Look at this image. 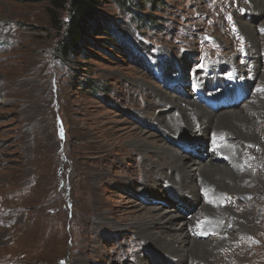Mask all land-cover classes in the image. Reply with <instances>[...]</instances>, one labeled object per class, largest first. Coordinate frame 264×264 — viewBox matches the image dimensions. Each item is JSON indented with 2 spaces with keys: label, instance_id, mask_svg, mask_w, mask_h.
I'll list each match as a JSON object with an SVG mask.
<instances>
[{
  "label": "rangeland",
  "instance_id": "obj_1",
  "mask_svg": "<svg viewBox=\"0 0 264 264\" xmlns=\"http://www.w3.org/2000/svg\"><path fill=\"white\" fill-rule=\"evenodd\" d=\"M132 1L102 2L80 50L65 57L68 0H0V264L196 263L139 233L153 213L174 225L198 219L201 203L189 189L176 193L136 146L206 160L202 135L179 138L159 123L169 110L153 87L217 113L231 104L247 113L248 92L234 84L247 82L252 94L260 82L239 65L252 71L251 26L264 72V10L254 0ZM243 191L217 206L251 220L245 240L228 227L210 264H264V178Z\"/></svg>",
  "mask_w": 264,
  "mask_h": 264
},
{
  "label": "bare ground",
  "instance_id": "obj_2",
  "mask_svg": "<svg viewBox=\"0 0 264 264\" xmlns=\"http://www.w3.org/2000/svg\"><path fill=\"white\" fill-rule=\"evenodd\" d=\"M254 1L256 3L259 1L264 10L262 1ZM245 28L249 29L246 35H253L254 38L253 47L248 48L246 52L247 56L253 57L251 58L253 61L249 62L252 64L251 69L253 72L250 70L244 71L240 65L239 68L241 72L247 73L248 76L252 74L255 81L264 82L260 57L256 55L255 51V48L260 45L261 39L253 31L254 29L251 30V26ZM226 56L232 57V55L224 54V57ZM246 64L247 61L245 60ZM215 69H213L214 74H216ZM202 79L207 81L206 76ZM260 82L256 89L254 88L252 94L247 82L240 83L238 81L237 85L234 84L235 92L237 90L248 92V101L246 100L248 103H244L247 113L244 110L243 112H236V105L233 106L232 104L228 107L225 105L220 106L219 113H217L199 106L194 99H186L182 95L174 98L171 94L161 91V88L153 87V90L164 98L163 103L159 102L163 106L162 108L169 110L164 114L157 115L158 121L164 129L179 138L184 136L186 132L187 134L196 133L197 136L202 135L208 140L210 154H207V158L203 163L189 154L181 153V150V152L170 154L160 148L158 149L156 146H152L150 143H142V140L136 146L144 156L152 155L151 157L156 161L152 170L156 169L157 165L160 175L167 174L169 182L177 185L178 191L176 193L180 194L179 192L189 189L194 194L195 204L201 203L198 209L200 216L198 219L192 216L193 218L190 221L179 220L174 225L173 221L167 217H162L160 213H153V217L146 218L144 223H140L138 227V231L144 235L145 241L151 242L158 249L169 252L172 257L179 255L180 258H178L183 263L193 259L197 264H210L211 258H215L216 253L228 245L227 238L230 234L227 233L226 229L230 226L233 227L232 231L236 234L234 236L237 240L238 238L239 240H245V229L248 230L251 220H247L242 216L235 217L228 211L230 206L222 208L223 206L217 205L226 201V199L230 201L231 199L235 200L237 197L241 198V196L247 194L243 191L246 187L261 183L264 178V84H260ZM212 83L216 84L218 82L213 81ZM260 88L262 90H259ZM243 95L247 96L246 93H243ZM255 117L258 119L255 120ZM258 120H261L262 124H258ZM214 146H221L222 149H217L214 153ZM255 146L260 148L257 152L254 151L255 149H250V147ZM250 160L253 161L250 162ZM192 165L196 167L194 174L190 170ZM257 166H263V170H257ZM155 176L152 173L148 179L151 180ZM232 202L230 203L232 204ZM262 217L264 218V211ZM251 232L249 231L248 235H252ZM252 239L255 242L258 240L256 237Z\"/></svg>",
  "mask_w": 264,
  "mask_h": 264
},
{
  "label": "trees",
  "instance_id": "obj_3",
  "mask_svg": "<svg viewBox=\"0 0 264 264\" xmlns=\"http://www.w3.org/2000/svg\"><path fill=\"white\" fill-rule=\"evenodd\" d=\"M108 1L109 0H68L70 20L68 24L67 36L63 41V46L60 48L61 53L65 57H70L80 50L82 39L90 31V25H87L88 18L93 16L95 10L101 5L102 2ZM153 2H155L154 5L157 7L158 4H156V0ZM134 3L135 2L132 0H122L121 4L124 6L129 4L133 7ZM150 20L153 22L157 19L150 17Z\"/></svg>",
  "mask_w": 264,
  "mask_h": 264
}]
</instances>
